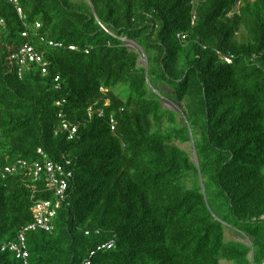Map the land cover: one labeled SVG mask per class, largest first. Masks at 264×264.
I'll use <instances>...</instances> for the list:
<instances>
[{"label":"trees","instance_id":"obj_1","mask_svg":"<svg viewBox=\"0 0 264 264\" xmlns=\"http://www.w3.org/2000/svg\"><path fill=\"white\" fill-rule=\"evenodd\" d=\"M19 6L0 0V264H264V0ZM26 44L46 74L10 61ZM39 151L72 178L24 260L4 247L56 200Z\"/></svg>","mask_w":264,"mask_h":264},{"label":"built area","instance_id":"obj_2","mask_svg":"<svg viewBox=\"0 0 264 264\" xmlns=\"http://www.w3.org/2000/svg\"><path fill=\"white\" fill-rule=\"evenodd\" d=\"M9 3L15 4L18 14L22 19H25L23 15V10L19 6V0H6ZM3 22L0 21V25ZM41 28L40 25H37V29ZM29 33H25L24 37H28ZM127 42V40L125 39ZM51 46H55L58 48H63L62 44H54L50 43ZM71 51H77L78 48L72 46L70 47ZM10 61L14 63L17 67H19L20 72L23 70H29L32 65H39L43 68L44 74L47 73V64L44 61V57L36 51V49L30 45H24L20 51L10 58ZM227 62H230L227 60ZM64 128L67 131H70L71 138H73L77 133V127H72L69 124H64ZM41 155L44 156L42 151H39ZM34 171L37 176L45 173L47 176L48 188L55 192L56 200L41 202L34 207V216L35 223L28 226L21 234H20V243L19 245H7L5 246V250H11L17 253L18 258H23L26 260L29 256L28 252L25 250L26 243V234L31 231L43 230V231H51V224L54 218L57 216V212L61 207L62 201L65 200L66 192L68 190L69 178H72V173L67 172L63 167L58 164H55L51 160L48 159L47 156H44L43 164L37 163L34 165ZM11 172L10 169L7 170ZM112 246V244H110Z\"/></svg>","mask_w":264,"mask_h":264},{"label":"rangeland","instance_id":"obj_3","mask_svg":"<svg viewBox=\"0 0 264 264\" xmlns=\"http://www.w3.org/2000/svg\"><path fill=\"white\" fill-rule=\"evenodd\" d=\"M88 1L90 2V0H88ZM129 47H131L132 49H135L136 46H135V44H132V43H131V44L129 45ZM142 62L145 63V60L143 59ZM165 107H166V108H171V109H173L172 105H170V104H165ZM181 147H182L184 150H187V151H189V152L191 153V145H190V144L181 145ZM192 154H193V152H192ZM227 238H228V239H235V240H238L237 237H235L234 235H231L230 233L227 234ZM243 242H244V241H243ZM245 243H247V241H245ZM222 264H232V263L223 262Z\"/></svg>","mask_w":264,"mask_h":264},{"label":"clouds","instance_id":"obj_4","mask_svg":"<svg viewBox=\"0 0 264 264\" xmlns=\"http://www.w3.org/2000/svg\"><path fill=\"white\" fill-rule=\"evenodd\" d=\"M58 44V43H57ZM63 45V44H62ZM63 48H64V45H63ZM77 48V47H76ZM71 50V49H70ZM228 59H226V62H227ZM229 63V62H228Z\"/></svg>","mask_w":264,"mask_h":264}]
</instances>
